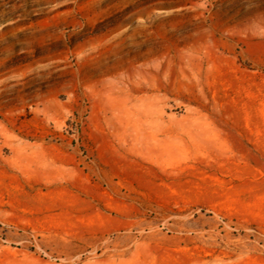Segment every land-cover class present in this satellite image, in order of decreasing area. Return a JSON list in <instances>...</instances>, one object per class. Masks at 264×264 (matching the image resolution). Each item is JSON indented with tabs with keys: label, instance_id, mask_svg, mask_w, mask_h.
I'll return each mask as SVG.
<instances>
[{
	"label": "rangeland",
	"instance_id": "rangeland-1",
	"mask_svg": "<svg viewBox=\"0 0 264 264\" xmlns=\"http://www.w3.org/2000/svg\"><path fill=\"white\" fill-rule=\"evenodd\" d=\"M0 264H264V0H0Z\"/></svg>",
	"mask_w": 264,
	"mask_h": 264
}]
</instances>
